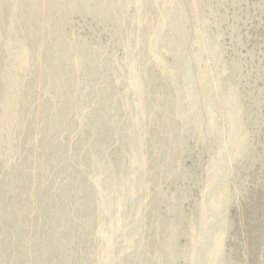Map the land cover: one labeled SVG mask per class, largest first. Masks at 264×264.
<instances>
[{
    "label": "rangeland",
    "instance_id": "obj_1",
    "mask_svg": "<svg viewBox=\"0 0 264 264\" xmlns=\"http://www.w3.org/2000/svg\"><path fill=\"white\" fill-rule=\"evenodd\" d=\"M0 264H264V0H0Z\"/></svg>",
    "mask_w": 264,
    "mask_h": 264
}]
</instances>
